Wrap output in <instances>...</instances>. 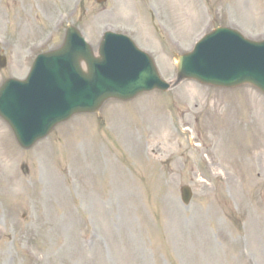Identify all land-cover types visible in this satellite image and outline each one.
I'll return each instance as SVG.
<instances>
[{"label": "rangeland", "instance_id": "obj_1", "mask_svg": "<svg viewBox=\"0 0 264 264\" xmlns=\"http://www.w3.org/2000/svg\"><path fill=\"white\" fill-rule=\"evenodd\" d=\"M98 1L0 0V85L71 25L96 51L106 31L129 36L168 81L217 27L264 40V0ZM0 264H264V96L185 81L29 151L0 119Z\"/></svg>", "mask_w": 264, "mask_h": 264}, {"label": "water", "instance_id": "obj_2", "mask_svg": "<svg viewBox=\"0 0 264 264\" xmlns=\"http://www.w3.org/2000/svg\"><path fill=\"white\" fill-rule=\"evenodd\" d=\"M175 59L176 82L171 85L160 77L152 58L127 37L106 33L96 56L70 27L63 46L40 55L25 81L2 84L0 117L18 144L29 150L75 115L98 113L110 100L128 102L142 93L166 92L185 80L224 89L251 85L264 94V41L219 28L193 52ZM0 66H5V59H0ZM182 194L189 204L191 190L184 187Z\"/></svg>", "mask_w": 264, "mask_h": 264}]
</instances>
